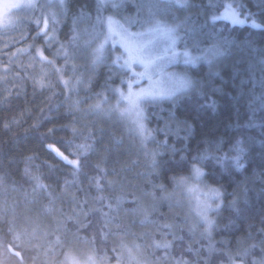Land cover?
Returning <instances> with one entry per match:
<instances>
[{"label":"trees","instance_id":"1","mask_svg":"<svg viewBox=\"0 0 264 264\" xmlns=\"http://www.w3.org/2000/svg\"><path fill=\"white\" fill-rule=\"evenodd\" d=\"M68 2L71 11L59 27L60 42L67 41L72 27V15L79 11L81 5L88 4L92 16L95 17L96 14L97 0ZM200 2L201 0H189L190 4L197 6ZM204 2L207 3V0ZM137 3L138 0H125L118 13L114 14L109 7L104 14L114 15L118 19H135ZM196 11V7L189 11L173 10L162 13L160 18L171 24L178 22L174 17L183 20L185 16H191L193 27L198 29L204 18H197L194 15ZM142 14H146V10ZM28 15L29 13L20 14L17 21H26ZM80 27H87V23H82ZM218 27L225 35L231 32V27L226 31L222 25ZM29 31L26 24L20 23L0 29V264H64L66 254L82 253L88 249L98 256H109L111 263L117 262L119 256L116 253L120 241L145 242V239L137 234L139 231L136 232V228H140L142 224L135 222L139 218L132 210H139L140 202L149 199L150 193L161 196V185L165 192H169L175 187L176 180L190 176L195 163L192 158L209 148L210 144L214 147L213 142L222 140L225 142L222 150L227 151V141L236 138L254 142L250 148L251 155L246 160V170L237 173L233 169L232 174L228 175L222 174V169L214 168L210 162L197 165L210 173L212 178L206 177L204 180L208 185L222 186L225 205L234 195H240L243 207L244 196L238 190L237 184L245 178L249 181L247 199L250 211L246 216L236 218L227 208L217 215V227L210 240L215 246L211 264H228L230 254H235L238 248L253 243L248 239L249 232L255 233L260 227L258 214L264 209V195H261L264 184H261L259 179H254V173L259 176L264 172V161L261 159L264 109L259 107L257 101L256 111L253 112L249 103L253 91L255 96H259L264 89H261L259 83L254 85L252 82L241 88V80L247 81L248 76L237 78L233 65L246 68L250 63L256 64L255 80L259 81V53L264 49V35L253 36L251 49H255V52L248 47L239 46L240 42L237 41V46L230 48L228 55L218 61L214 70L220 72L219 76L209 77L206 63H200L188 70V75L193 79L220 89L215 94L210 91L208 93L210 100L216 103L215 110L201 109L200 105L210 101L199 96L183 97L175 105L168 100L146 106L149 116L146 126L152 130L153 136L147 153H144L139 148L129 147V151L127 146L122 147L128 140L123 136L122 126L104 118L100 112L98 114V111L93 109L95 103L101 101L103 96L110 102L115 101L114 94L104 88L107 68L101 66L93 72L84 67L85 61L81 58L75 61L79 70L73 73L72 61L65 68L64 60L55 57L58 45L46 48L42 37L33 39L34 26L31 35H27ZM250 34L247 31H239L234 33L232 38L239 35L246 42ZM22 36H26V39L22 40ZM194 39L201 41L199 47L203 49L213 43L214 37L196 34ZM179 47L181 50L187 47L193 54H200L194 47L193 39H182ZM36 48H44L45 55L54 60V63L41 64L38 57L34 59ZM21 49L29 50L21 52ZM57 68H63L64 71L57 72ZM179 70L184 72L186 67L179 66ZM78 79L81 82L78 83ZM40 81L46 86L42 88ZM62 81H68V85L65 86ZM111 86H120V76L114 77ZM98 93L101 95H97ZM170 116H174L175 121L170 120ZM176 121L186 122L179 125L178 133ZM166 123L171 124L173 131L168 135L167 147H162L165 134L160 129H163ZM249 124L252 126L248 127ZM188 125H191L190 133L187 131ZM49 129L55 131L49 133ZM89 133L93 135L86 140L85 137ZM83 143L91 144L92 150L81 158L86 166L77 175H73L71 166L65 165L47 147L54 144L67 155L75 150L76 145ZM122 148L124 151L120 156H113L114 150ZM172 148L177 149L175 155L172 154ZM154 151L163 153L162 156L156 157L158 161H168L155 171L149 162ZM132 153L139 159L146 157L142 162L149 163L148 166L143 164L137 169V179L127 172V169L131 170L133 167L132 158L135 156L130 155ZM181 156H185L186 160L181 162ZM102 160L104 163H100ZM98 163L108 172L104 177L103 193L97 191L94 182H90L91 178L97 175L95 166ZM116 165H126L124 168L127 173L122 174V170L118 172ZM33 177L39 178V183L47 187L46 192L33 191L37 183ZM108 181H115V185L109 186ZM100 195L110 197L113 201L116 197L122 198L119 211L112 213L115 223L108 222L101 212L92 211L100 208V204L96 202ZM83 201H87L84 211L89 213L88 221L91 222V226L86 229L72 217L76 204ZM149 201L143 204L150 207ZM163 206L159 204L157 209ZM161 214L164 219V213ZM229 217L232 218V226L225 228ZM80 220L83 221L82 213ZM250 224L254 226L252 229L248 227ZM149 227L146 225V229L141 230L142 233H149ZM102 232L105 235L102 236ZM184 236L187 245L191 242V237L187 234ZM198 243V247L204 248L209 244L203 241ZM173 256L181 257L179 247L175 248ZM183 259L189 260L193 257L184 253Z\"/></svg>","mask_w":264,"mask_h":264},{"label":"snow or ice","instance_id":"2","mask_svg":"<svg viewBox=\"0 0 264 264\" xmlns=\"http://www.w3.org/2000/svg\"><path fill=\"white\" fill-rule=\"evenodd\" d=\"M123 3L124 0H97L95 17L88 10V4L81 5L79 11L72 15V27L66 42L58 40V31L64 18L71 11L68 0H27L25 4L10 3L7 8L26 9L29 13L27 20L16 21L15 23L26 24L30 29L27 35H31V29L34 26L35 36L33 39L36 40L42 37L46 48L58 45L55 57L64 60L65 68L72 61L71 69L73 73L79 70L75 61L81 58L85 61L84 67L91 69L93 72L101 66L107 68L108 75L104 88L117 97L116 105L109 111H115L121 119L129 120L132 130L141 141H147L153 136L152 130L146 126L149 116L144 107L145 105L156 104L163 100H170L175 105L183 97L199 96L206 101H210L200 105L201 109L211 108L215 110L216 103L210 100L208 93L210 91L215 94L220 89L210 87L207 82L193 79L188 75V70L197 64L206 63L209 68V77L219 76L220 72L214 70L218 61L228 55L230 48L237 46V41L240 42L239 46L248 47L255 52V49H251V45L254 43L253 36L257 34L264 35V0H207V3L201 0L198 6L190 4L189 0H162V2L138 0L137 17L135 19L127 17L115 19L114 15L105 16L104 13L109 7L114 14L118 13L123 7ZM193 7L197 8L194 15L197 18L201 16L204 18L203 24L199 25L198 29L193 27L191 16H185L183 20L174 17L178 22L171 24L160 18L161 14L165 12H172L173 10L189 11ZM144 10H146V14H142ZM85 22L87 27L81 28L80 25ZM220 25L223 26L225 31L231 27V32L225 35L224 31L219 30L218 26ZM133 28L136 30L133 31ZM239 31L251 33L247 36L246 42L239 35L232 38L233 34ZM181 32H183V36H181ZM196 34L214 37L213 43L201 49L199 47L201 41L194 39ZM185 38L193 39L194 47L200 53L199 55H192L187 47L183 52L177 51V45ZM23 39H26V36H22ZM28 50L21 49L20 51ZM259 55L261 56L259 61L261 78L259 81L255 80L256 64L250 63L246 68L233 65V71L237 78L244 75L248 76L247 81L241 80V88L245 87L248 82H252L254 85L259 83L261 89H264V49L260 50ZM37 57L41 64L52 65L54 63V60L45 55L44 48H36L34 59ZM181 61L186 66L184 72L168 71L173 64ZM137 68L140 70H137ZM56 71L63 72L64 69L57 68ZM116 76H120V86L113 88L111 84ZM143 81H147V86L134 87L141 85ZM77 82L81 81L78 79ZM39 83L42 88L46 86L43 81ZM62 83L65 86L68 85V81H62ZM89 83H91V78H89ZM125 84L127 85L126 92L123 87ZM97 95L101 94L98 93ZM251 95L249 108L255 112V104L258 101L259 107L264 109V91L259 96H255L254 91ZM94 107L99 110L101 103H97ZM169 119L175 121L174 116H170ZM176 123L178 133L180 130L179 125L186 122L176 121ZM251 126V124L248 125V127ZM54 131L55 129H49V133ZM73 131L75 134V130ZM160 131L165 134V140L161 146L167 147L168 135L173 131L171 124L166 123ZM187 131L191 132V125L187 126ZM92 135V133H89L85 139H90ZM213 143L214 147L213 144H210L209 148L192 158L195 163L192 166L191 176L182 177L176 182L178 187L184 189L190 202L193 198L195 199L197 224L204 227L201 237L207 238L209 241L211 232L217 227V221L211 218L213 213L219 214L227 208L236 218H240L246 216L250 211L247 199L249 181L245 178L244 181L237 184L238 190L244 196V206L241 207L240 195H234L233 199L225 205V193L222 191V186L212 187L204 183L206 177H212L210 173L205 172L202 167L197 165L210 162L214 168L219 167L222 169V174L231 175L233 169L239 173L246 170V160L251 155L250 148L254 142L239 138L229 139L227 141V151L222 150L225 144L224 141ZM246 143L248 144L247 147ZM69 145L71 146V142H69ZM47 147L65 165L71 166L73 175L79 174L81 169L86 166L81 158L92 150V145L88 143L76 145L75 150L67 155L54 144H49ZM176 153L177 149L172 148V154L175 155ZM162 155L163 153L155 151L151 153V168L153 171L168 163V161H158L156 159L157 156ZM261 159L264 161V140L261 141ZM185 160V156L180 157L181 162ZM100 163H104V161L102 160ZM100 163L95 166L97 175L92 177L90 182H94L97 191L103 193L105 191L104 177L108 175V172L105 168L100 167ZM33 179L37 181L33 189L34 192L43 193L47 191V187L39 183V178L33 177ZM254 179H259L261 184H264V172H261L259 176L254 173ZM190 181L195 183H190ZM114 183L115 181H108L109 186ZM161 190H163L162 185ZM171 195L169 194L162 199H170ZM261 195H264V190H262ZM96 202L100 204V208L92 211L101 212L108 222L115 223L112 213L119 211L122 198L116 197L113 201L110 197L106 198L100 195L96 198ZM86 207L87 201H83L76 204V207L72 210V217H75L77 222L85 229L91 226V222L88 221L89 213L84 211ZM104 209H107V211H103ZM132 211L143 216L142 225H152L153 231L142 235L151 240V247L164 252L161 259L165 260L167 264H211L212 255L215 251V246L212 243H209L207 248L203 246L196 247L198 241L185 245L184 229L181 225L186 221L156 223L150 220V213L146 210L133 209ZM81 213L83 214V221L80 220ZM258 215L260 227L256 229L255 233L250 231L248 236V239L252 240L253 243L238 248L235 254H230L228 258L231 264H264V209ZM72 217H69V219ZM84 221H88V223H84ZM231 226L232 218L229 217V222L224 227L229 228ZM248 227L252 229L254 226L250 224ZM188 232L193 233L194 228L189 227ZM101 235L105 234L102 232ZM157 236H159V239L156 238ZM168 237H171V239H168ZM57 242H59V238H57ZM177 247L181 250V257L170 260L169 257L172 251ZM184 253L191 254L193 259H183Z\"/></svg>","mask_w":264,"mask_h":264},{"label":"rangeland","instance_id":"3","mask_svg":"<svg viewBox=\"0 0 264 264\" xmlns=\"http://www.w3.org/2000/svg\"><path fill=\"white\" fill-rule=\"evenodd\" d=\"M159 1L162 2V0H159ZM10 3L25 4V3H27V0H0V29L9 28L10 26L14 25L15 22L20 17V14H25V13L28 14L27 10L23 9V8H21V9H8L7 5ZM114 18L118 19L116 17H114ZM120 19H122V18H120ZM167 22L169 23V21H167ZM132 30L135 31L136 29L133 28ZM177 51L178 52L184 51V50H181V48L179 47V44L177 45ZM192 55H197V54L192 53ZM179 66H185V65L181 61L179 63L173 64L168 69V71L169 72H176V73L183 72V71L179 70ZM137 70H140V69L137 68ZM144 86H147V81H143L141 83V85L134 86V87H144ZM123 87H124V91L126 92L127 91V85L125 84ZM114 97H115V101L110 102L107 98L105 101V97L103 96L102 97L103 99H101V101H99V102L97 101V103H101V108L99 110L96 109V111H98V114L100 112L101 116H103L104 118H107L108 120L114 121L115 123H117V125L119 124L120 127L122 126V129L124 131L123 136H125V138L128 139L125 141V143L128 145L123 144V145H121L122 147L127 146L126 147L127 150H129L128 149L129 147H132L134 149L139 148V150H141L142 152L147 153L151 138L148 139L147 141H141V139L132 130V125H131L129 120L121 119L115 111H109L110 109L114 108V106L116 105L117 97H116V95H114ZM102 101H104V102L102 103ZM163 101H168V100H163ZM97 103H95V105ZM94 106H93V109H95ZM146 106H148V105L144 106L145 109L147 110ZM121 107H123V105H121ZM123 151H124V148L114 150L113 156H115V155L120 156V154ZM130 155L135 156V158H132V156H131V158L134 159L132 161L133 167H131V170L127 169L128 170L127 172L134 179H137L138 175H139L137 169L140 168V166H143V164H147V163L142 162V159L145 160L146 157L139 159L136 157L135 153H132ZM106 159H108V158H106ZM151 160L152 159L149 160L150 163H151ZM148 164H147V166H148ZM125 166L126 165H122V166L116 165V169L118 172L122 170V174H124V173H127L125 171V168H124ZM129 170H130V172H129ZM190 176H188V177H190ZM117 180L120 181L119 178H117ZM178 180H176V182ZM190 183L194 184L195 182L190 181ZM204 183H206V182L204 181ZM113 185H115V183ZM113 185H111V186H113ZM159 194L161 196H158V194L155 195V193H150L149 197H148L149 199H147V200L143 199V201L140 202L139 210H146L148 213H150V216H149L150 220L155 221L156 223H166V222L167 223H176V222L181 221V220L186 221L185 223H183L181 225V227H183V229H184L183 235L187 234L189 237H191V239H190L191 242L203 241L206 243L207 242L212 243V241H209L207 238L201 237V233L204 231V227L202 225L197 224L198 217L196 215V201L194 198L190 202L188 199V196L186 195V193L184 191V189L178 187L177 184L172 189V191L165 192V190L163 189V190H161V192ZM169 194H172L170 199H162L163 197H167ZM148 200H150L149 201L150 207H147L146 205L143 204V202L148 203ZM134 202L138 203V201H134ZM159 204L164 205V206L158 210L157 206ZM161 213H164V215H163L164 219H163ZM217 215H219V214L213 213L211 215V218L216 220ZM136 216H137V218H139V220L137 219L135 222L141 223L143 216L138 214V213L136 214ZM161 221H163V222H161ZM146 225L150 226L149 227L150 228L149 233H151L153 231L152 225L151 224H146ZM146 225H142L140 228H136V232L139 231V232H137V234L141 235L140 238L145 239L144 243H140L138 240L131 241L130 243L120 241L121 243L119 244L118 253H116L119 256V260L117 262L111 263L109 261V256L108 257L107 256L101 257V256H98L96 253H94L92 250L88 249L82 253H79V252L74 253L73 252V253L66 254L64 257V264H167V262L165 260L161 259V257L164 256V252L162 250L154 249L153 247H151L150 246L151 240L143 237V235H142L143 233L141 230L146 229ZM189 227L194 228L193 233L188 232ZM212 232H211V234H212ZM156 238L159 239V236H157ZM168 239H171V237H168ZM198 246H199V243L198 244L196 243V247H198ZM169 259L170 260L176 259V257L173 256V251H172ZM228 264H231V262Z\"/></svg>","mask_w":264,"mask_h":264}]
</instances>
